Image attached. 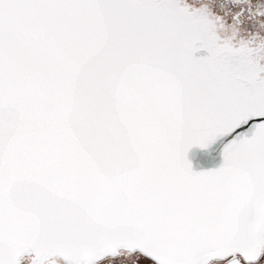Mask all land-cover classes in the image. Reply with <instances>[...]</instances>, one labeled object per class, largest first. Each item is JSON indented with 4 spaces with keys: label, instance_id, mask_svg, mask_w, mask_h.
<instances>
[{
    "label": "snow or ice",
    "instance_id": "obj_1",
    "mask_svg": "<svg viewBox=\"0 0 264 264\" xmlns=\"http://www.w3.org/2000/svg\"><path fill=\"white\" fill-rule=\"evenodd\" d=\"M0 264H264V0H0Z\"/></svg>",
    "mask_w": 264,
    "mask_h": 264
}]
</instances>
